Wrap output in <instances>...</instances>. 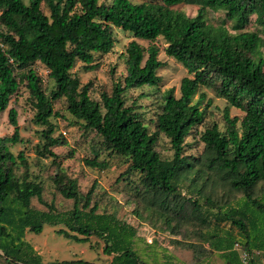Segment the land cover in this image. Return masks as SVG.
Masks as SVG:
<instances>
[{
	"label": "trees",
	"instance_id": "trees-1",
	"mask_svg": "<svg viewBox=\"0 0 264 264\" xmlns=\"http://www.w3.org/2000/svg\"><path fill=\"white\" fill-rule=\"evenodd\" d=\"M196 4L194 17L172 9L179 4ZM42 6L48 14L44 13ZM222 13L220 24L207 21L208 10ZM253 26V29H248ZM113 28L132 33L124 51L125 73L113 83L110 94L102 92L100 101L89 95L90 84L81 85L71 74L76 62L86 71L98 66L95 54H108L115 40ZM264 0H160L159 4L133 3L131 0H0V115L7 110L13 128L9 136H0V259L3 264H43L40 255L25 241L26 231L40 234L44 225L62 226L59 235L76 242H88L91 236L103 242L102 252L110 256L107 264H148L133 248L137 231L114 213L99 212L92 201L94 182L84 195L74 178L60 171L52 148L61 142L52 137L50 118L53 103L64 99L67 112L102 138L108 152L127 159L126 173L139 174L141 187L133 198V213L150 222L145 213L156 214L155 222L177 232L181 219L197 222L204 231L210 225L199 213V203L191 194L202 195L196 182L205 172L196 169L200 159L183 155L185 139L191 129L203 123L205 98L192 104L199 87L212 88L228 105L243 116H230L223 110L224 130L216 123L200 133L205 146V164L221 171L222 180L242 196L233 205L217 206L208 197L204 205L215 208L236 229L235 235L204 237L211 251L220 254L224 264H264V194L255 195L257 185L264 186ZM162 38L164 53L187 71L179 87L162 96L156 131L149 132L133 106H126L124 93L132 88L157 87V71L164 66L153 43ZM136 40L151 42L143 48ZM42 65L54 88L47 94L34 69ZM17 76L19 79H17ZM24 82L29 101L35 109L33 121L45 126L41 154L53 158L56 172L52 182L61 196L73 202L67 211H57L42 200L43 185L29 179L24 153L14 156L11 146L20 143L18 106L8 108L11 97ZM159 134L169 139L173 156L162 159L155 149ZM91 168L105 169L106 161L85 158ZM203 164V163H202ZM21 169V170H20ZM194 186V187H193ZM35 198L47 210L31 205ZM81 237H80V236ZM240 244L239 248L235 245ZM246 253V262L242 260ZM45 264V263H44ZM47 264H88L79 261H55Z\"/></svg>",
	"mask_w": 264,
	"mask_h": 264
},
{
	"label": "rangeland",
	"instance_id": "rangeland-1",
	"mask_svg": "<svg viewBox=\"0 0 264 264\" xmlns=\"http://www.w3.org/2000/svg\"><path fill=\"white\" fill-rule=\"evenodd\" d=\"M112 0H100L102 3H110ZM133 3L159 4L160 0H131ZM27 4L28 0H24ZM176 11H181L189 17H194L197 13L196 4H179L172 7ZM44 13L48 11L42 6ZM222 13L208 10L207 21L211 24H220ZM253 29V26H248ZM113 38L115 40L112 51L108 54H95L94 63L97 68L86 71L79 61L71 70V74L76 76L81 85L90 84L89 95L95 101H100L102 92L110 94L113 83L122 80L125 73L124 51L126 45L135 40L130 32L113 28ZM264 38V36H263ZM143 48H147L151 42L136 40ZM159 48L158 59L164 66L157 71L161 81L157 87L144 86L132 88L124 93L126 106H133L135 112L140 114V119L147 125L149 132L156 131L155 119L160 113L162 96L166 90L173 89L176 97H179L180 82L183 77L188 76L187 71L175 60L167 57L164 53L166 46L162 38H157L153 42ZM264 52V48L262 50ZM34 69L41 78L42 89L48 94L54 88L52 81L47 76L48 71L40 64H35ZM17 79L18 76H17ZM200 94L205 98L200 106L204 109L207 100H210V107L201 125L191 129L189 136L185 139L183 155L200 159L196 164V169L205 172L201 179L196 182V188L202 186V195L186 192L187 187L182 186L183 194L189 193L195 197L199 203V213H202L209 221L208 229L204 231L197 222L192 223L188 219H181L177 232H171L169 228H163L161 222H155L157 215L145 213L151 221L139 219L133 210L136 208L135 198L138 189L141 187L139 174L127 172L128 161L122 156L108 152L102 145V138L94 131L82 127L67 112L64 99L53 103L54 115L50 118L53 126L52 137L57 138L61 144L52 148L56 154L54 159L59 164L60 171L68 177L74 178L78 184V191L85 194L96 182L92 193V201L98 203L99 212L114 213L122 221L131 224L136 228L137 236L134 239L133 248L139 257L148 264H224L220 254L211 251L204 240V235H226L230 233L241 240L239 233L230 222L223 218L217 219L215 208L204 205L205 197H208L217 206L233 205L242 194L230 188L226 181L222 180V172L209 169L205 164V146L201 142L200 133L213 123H216L221 130H224L223 110L229 108L230 116L242 117L243 113L228 105L227 101L220 97L214 89L199 87L192 98V104L196 103ZM18 106V128L20 143L11 146L10 150L14 156L19 151L24 153L29 170V179L40 181L43 185L42 200L47 204H53L57 211L63 212L72 208L73 202L64 199L52 182L51 176L56 172L52 163L53 158L41 154L44 139L42 131L45 126L37 125L33 121L35 109L29 101V92L24 82L19 84L17 92L11 97L8 108ZM13 133L12 126L7 119V110L0 115V136H9ZM156 151L162 159H170L173 156L169 139L163 134H159ZM96 157L99 161H106L105 169H96L84 164L85 158ZM203 163V164H202ZM21 170V169H20ZM194 187V186H193ZM255 195L264 194V186L257 185ZM31 205L39 210H47L46 206L40 204L35 198ZM62 226L44 225L40 234L26 231L25 241L34 248L40 255L41 262L47 264L55 261H83L88 264H107L110 256L102 252L103 242L97 237L91 236L88 242H76L67 239L57 233ZM80 236V235H79ZM81 237V236H80ZM238 241V240H237ZM235 245L239 248L240 244ZM0 264H3L0 259Z\"/></svg>",
	"mask_w": 264,
	"mask_h": 264
},
{
	"label": "built area",
	"instance_id": "built-area-1",
	"mask_svg": "<svg viewBox=\"0 0 264 264\" xmlns=\"http://www.w3.org/2000/svg\"><path fill=\"white\" fill-rule=\"evenodd\" d=\"M246 259H247L246 253H242V260H243V262H246Z\"/></svg>",
	"mask_w": 264,
	"mask_h": 264
}]
</instances>
